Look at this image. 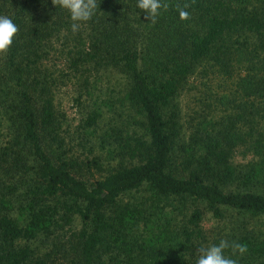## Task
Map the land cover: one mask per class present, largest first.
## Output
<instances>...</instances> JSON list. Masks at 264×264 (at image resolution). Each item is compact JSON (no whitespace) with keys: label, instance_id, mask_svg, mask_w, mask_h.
<instances>
[{"label":"trees","instance_id":"obj_1","mask_svg":"<svg viewBox=\"0 0 264 264\" xmlns=\"http://www.w3.org/2000/svg\"><path fill=\"white\" fill-rule=\"evenodd\" d=\"M137 2L97 0L73 34L51 0H0L18 26L0 54V264H196L221 240L247 245L224 252L238 264H264V234L247 226L264 217V0H161L154 24ZM196 70L225 86V114L184 140L175 99ZM106 73L142 133L103 165L73 156L55 100L72 78L90 96ZM101 113L93 102L81 118V146ZM206 212L230 226L203 228Z\"/></svg>","mask_w":264,"mask_h":264},{"label":"rangeland","instance_id":"obj_2","mask_svg":"<svg viewBox=\"0 0 264 264\" xmlns=\"http://www.w3.org/2000/svg\"><path fill=\"white\" fill-rule=\"evenodd\" d=\"M233 74L235 75V72ZM100 77L95 83L97 88L92 89L90 96L82 94L86 88L72 78L68 84L62 85L57 90L55 101L58 109L64 114V127L69 131L68 136L73 139L71 146L73 156L83 159L84 156L97 155L101 159V163L105 165L120 161L122 155L115 146L118 139L124 138L125 140L127 137L130 142H133L134 138L141 135L142 127L138 122L131 120L132 116L135 121L140 117L124 103L120 77L113 73H106ZM224 87L223 83L216 78V74L211 72L204 75L196 70L190 76L175 99L178 121L182 127L184 140H187L190 132L194 131L191 125H196L195 123L200 119L219 120L221 116H224V110L217 100ZM93 102L102 111L100 121L88 130L93 133L89 136V142H84L81 146L79 144L81 138L85 136L87 139L88 137L87 133L81 132V118L90 111ZM108 148L112 150L109 153L107 152ZM233 149L236 151V162L243 163L251 156L250 154L241 155L244 150L241 145ZM202 222L203 228L213 231L226 230L230 226L228 221H217L207 212L204 213ZM73 225L75 227L76 223ZM248 225H253L254 230L264 234V217H258L254 222L250 220Z\"/></svg>","mask_w":264,"mask_h":264},{"label":"clouds","instance_id":"obj_3","mask_svg":"<svg viewBox=\"0 0 264 264\" xmlns=\"http://www.w3.org/2000/svg\"><path fill=\"white\" fill-rule=\"evenodd\" d=\"M54 6L67 10L70 14L71 31L73 34L79 31L81 23L89 21L98 8L97 0H51ZM136 7L146 13V19L153 24L160 15V10L167 11L168 3L161 0H138ZM189 4L176 5L181 20L190 19V13L186 10ZM18 33V26L7 16H0V54H7L14 36ZM231 247L234 254L243 255L247 252V245L233 242L231 245L226 240H221L218 245L197 249L196 264H238V260L225 256L226 249Z\"/></svg>","mask_w":264,"mask_h":264}]
</instances>
